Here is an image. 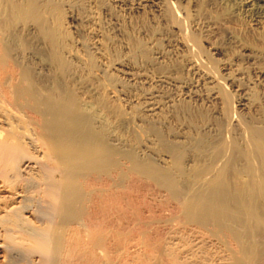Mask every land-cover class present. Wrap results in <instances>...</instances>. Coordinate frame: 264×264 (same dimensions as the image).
Masks as SVG:
<instances>
[{"label":"bare ground","instance_id":"1","mask_svg":"<svg viewBox=\"0 0 264 264\" xmlns=\"http://www.w3.org/2000/svg\"><path fill=\"white\" fill-rule=\"evenodd\" d=\"M1 1L0 257L5 264H212L208 240L228 247L229 264H264L263 115L259 122L243 119L225 97L235 129L228 124L217 137L198 136L194 143L202 153L189 172L182 166L184 146L171 148L172 164L162 172L136 161L127 168L125 155L110 147L108 121L97 123L95 110L80 102L76 79L68 82L72 67L42 20L39 0ZM239 1L250 22L264 19V0ZM114 2L119 8L160 10L159 0ZM40 28L53 49L39 35L30 36ZM188 39L196 43L192 34ZM243 100L239 104L246 107ZM107 101H96L106 116ZM156 108L145 111L155 116ZM182 176L189 179L184 188L176 180ZM141 183L160 194L159 216L153 206L128 208L129 193Z\"/></svg>","mask_w":264,"mask_h":264},{"label":"rangeland","instance_id":"2","mask_svg":"<svg viewBox=\"0 0 264 264\" xmlns=\"http://www.w3.org/2000/svg\"><path fill=\"white\" fill-rule=\"evenodd\" d=\"M50 1L37 2L47 29L57 37V49L72 67L68 82L76 79L73 87L80 102L90 112L95 110L97 123L108 121L110 147L125 155L127 168L136 161L162 172L172 164L171 148L184 146L188 153L182 166L189 172L202 153L194 141L209 134L217 137L228 124L234 128L226 114L231 99L243 119H264V19L250 22L239 0H159V11L119 8L114 0ZM190 34L196 43L188 39ZM37 35L53 49L45 30L31 31L33 40ZM102 97L108 100V116L96 106ZM240 100L247 106L241 107ZM156 105L155 116L145 111ZM178 178L180 188L189 184L185 176ZM143 184L129 193L128 208L153 206L159 216L160 194L153 195ZM211 241V263L232 262L228 247ZM0 264H5L2 256Z\"/></svg>","mask_w":264,"mask_h":264}]
</instances>
